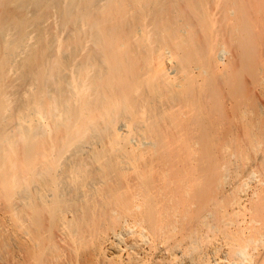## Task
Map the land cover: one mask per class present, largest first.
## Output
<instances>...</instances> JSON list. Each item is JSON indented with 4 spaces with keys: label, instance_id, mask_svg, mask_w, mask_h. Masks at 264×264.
<instances>
[{
    "label": "bare ground",
    "instance_id": "obj_1",
    "mask_svg": "<svg viewBox=\"0 0 264 264\" xmlns=\"http://www.w3.org/2000/svg\"><path fill=\"white\" fill-rule=\"evenodd\" d=\"M210 5L238 21L226 41L210 39ZM262 37L264 0H0V193L20 199L23 264L42 258L47 236L89 235L93 254L132 255L118 264H245L247 249L264 264V150L213 142L237 131L222 100L245 102L234 83H255ZM252 183L256 214L243 225Z\"/></svg>",
    "mask_w": 264,
    "mask_h": 264
},
{
    "label": "rangeland",
    "instance_id": "obj_2",
    "mask_svg": "<svg viewBox=\"0 0 264 264\" xmlns=\"http://www.w3.org/2000/svg\"><path fill=\"white\" fill-rule=\"evenodd\" d=\"M252 4L249 7L257 5L256 3H252ZM208 7L210 8L208 11L211 13V16H210L211 20L209 23H207L206 26H207L208 34L210 35V39L220 40L221 37H223V38H225V41H226L227 36L230 34L229 32H231L230 29L234 28L238 24V21L232 16L227 21H221L219 13L217 15V12H219V9H221V8H218L217 9L218 11H216V9H214V6L210 5ZM201 37L202 36L199 33L197 36V39H195V40L201 41ZM195 40L193 42H195ZM221 40H223V39H221ZM173 59H175V58H173V55H170V60L172 61ZM233 63L235 64L236 62L234 61ZM254 64H255V66H254L255 72L257 70V72H256L257 75L256 76L254 75L255 76L254 77L255 78L254 84L252 82L254 80L253 79L251 80L250 76L247 73L240 74V77L236 80V83H234V85H238V86L242 87V89H240L241 92H243L242 90L244 88V90H245L244 93H240V95L243 96V94H244L245 97H243V98H245L244 99L245 102L240 97H239V99L241 100V102H240V100L236 99L237 95H235L234 99L238 100V101L232 102L231 98L226 99L225 101H223L225 99V98H223V100H222V102L227 103L226 105L228 108H229V106L230 107L233 106V109H232L233 112L231 111V108L229 109L230 112L227 111V109H228L227 107H226L227 109L224 108V112H226L228 115L230 114L229 116L227 115L228 117H230V116L233 117V115L234 116L236 115L237 118L241 117V116H239L241 113L239 112L240 114H238L237 112L239 111L241 104H243V105H241L243 107L246 105L244 112L246 111L245 113H247L248 115L245 114L246 116L244 115V117H247V118H244V117L243 118L246 119L247 122H249L248 126H247V128L245 127L247 124L246 120L241 121V118H242L241 117V118H239L241 122H239V120H237L236 116H235V120H237V121L235 122V120L233 119L234 120L233 124L235 125V123H236V127H238V128H235L237 131L234 130V131H236V132H234L235 134H233V133H232L233 135L228 134L230 137H228L226 135L227 133H224L221 136L218 134L213 135L214 146L218 150L232 151L231 148L234 146L233 144H235V143H237V144L241 143L243 147L245 146V144H247L246 147H249L248 145H250V147L247 149L248 153L250 155H252L256 151L259 152V151L264 150V37H262L261 41L258 42V46L256 48V53H255ZM230 72L232 73V71H230ZM219 81L229 82L228 84L230 85V83H231L230 81H232L231 74L220 76ZM234 85H232V86H234ZM225 94H226V92H225ZM223 96L226 97L225 95H223ZM232 100H233V97H232ZM226 101H228L229 103L231 102L230 104L233 103L234 105L233 104L230 105ZM223 105L226 106L224 103H223ZM236 106L238 108H236ZM243 107L241 108L242 110L244 109ZM247 108L249 109L250 112H251V110L252 111L255 110L254 114L248 113L249 111H247ZM251 108H253L254 110ZM244 112L242 111L241 115H243ZM231 113H233V115ZM251 113H253V112H251ZM214 116H215V118H217L218 117L217 113L214 114L213 117ZM242 122H245L244 125ZM239 123H242V126L240 129H239ZM242 127H245V129H247V131H245L247 133H244L243 131H241ZM238 129H239V131H238ZM242 130H244V129H242ZM237 132L241 133V135L239 137L235 136L238 134ZM141 133L144 134L145 133L144 130H143V132H140V134ZM148 134L149 133H147V135ZM144 135H146V134H144ZM147 135L145 136L146 139L143 137L145 140H147V138L149 140V138H150V137H148L149 135L148 136ZM224 136H227V137L224 138ZM232 136H234V137H232ZM222 137H223V139H222ZM138 138H140V137H138ZM173 140H174L173 141L174 143L176 140H177V143H180V141L184 140V139L182 137H180L179 140L175 139V138H173ZM241 144H239V145H241ZM225 145L228 147H226ZM235 148H238V147H235ZM236 162H240V160L237 159ZM232 170H233L232 166H228L226 168L221 169V172L219 174V179L221 180V182L225 183V186L226 185L230 186L233 183V179H232V175H231ZM253 187H254V184L253 183L250 184V188L247 192V198H245V200L242 202V210L240 211V213L237 217V221H239V223H243V225L249 223L251 217H253V215L255 213L254 210L256 211V208H257V207H255V205H257V204H255L256 202L254 201L255 203H253V201L250 200L251 199L250 198L251 197L250 189ZM16 191H18V187L16 188ZM101 196H98V199L99 198L103 199V196L102 197ZM105 198L107 199L106 196H105ZM11 199H12L11 201H13L14 204H16V205H18L20 203L19 202L20 199H18V195L16 193L11 197ZM105 200L103 199L101 201L106 202ZM141 200H142L141 197L135 198V202H137V203H140ZM251 201H252V203H251ZM68 202L69 201H67V205H68ZM16 205L15 206L9 205V202L6 200V198H4L0 193V264H23V261H22V259H23L22 253L23 252H21L23 250V248H22L23 243H22V237H21V235H22L21 234V228H22L21 226L22 225H21V219L19 218L20 209H18L19 207H17ZM71 207H72V205H71ZM67 208H69V207H67ZM261 209H262V207H261ZM94 211L98 212L97 209ZM91 215H92V212H91ZM6 216H8L7 220L5 218ZM92 216H94V214ZM98 216L100 219L103 218V216H101V214H99V213H98ZM95 218H96V214H95V217L93 218V220L90 219V220H92V222L95 225L93 224L94 226H92L91 225L92 222H91V224L89 222V224L92 227V228L89 227V230H91V229L94 230V228H98L95 226L99 225L97 223L100 220H99V218H97L96 222H94ZM134 219L132 216L131 217H129L128 215L125 216V220L129 225L133 226L136 229H139V226H137V225L135 226ZM97 220H99V221L97 222ZM171 221L173 222L175 228L178 227V225H179V222H178L179 221V213H176L175 217L173 219H171ZM75 222L77 223L76 220H75ZM164 222H165V220L164 219L162 220L160 215H159V224H163ZM71 223H72V221H71ZM73 223L69 224V226H67L68 227L67 230H69V232H70V230L76 231L78 224H79V226H78L79 228H81L82 227L81 225L83 224V222H81V221H80V223H82L81 225H80L79 221H78L77 225H76V223L75 224H73ZM87 223H88V221H87ZM86 226H84V227H86ZM74 228H75V230H73ZM85 229L87 230L88 227ZM148 229H147V237L149 238V237H151V235H150V232ZM91 232H92V230H91ZM48 237L49 236H47L48 241L47 240H46V242L43 241V242H45L44 243L45 247L44 246L43 247L46 248V251H45V249L44 250L42 249L43 247L40 248V249H42L40 251V252H42V253H40V255H42V258L40 256L39 257L40 259L38 258L39 259L38 262H35L32 264H118L122 260H123L122 262L125 263L124 261H127V257H129V256H127V254H129V252L123 246H121V249L125 250V252L122 251V253L121 252L115 253V254L107 253V252H104V249H103V250H101L102 253L101 252L97 253V251H96V252H94L95 254H93L92 248H93V244H94V238L90 235L83 240L79 239V240L73 241V239H75V238H71L72 241L68 240L69 242L67 241V243L61 242L60 245L58 244V246L56 244L57 242L56 243L53 242V240H51V238H48ZM49 239H50V241H49ZM140 241H142L141 237H140ZM144 247H146V246H144ZM21 248H22V250H21ZM90 250H91V252H90ZM43 251L45 253H43ZM247 252L249 255H248V260L245 262V264H249L250 255L252 254L251 249H247ZM90 253L93 255H91ZM130 256H132V255H130ZM140 257L142 258V261H140L141 259L139 261L142 262L143 264H160L159 262H156L154 259H152L150 257H146V258H144L142 256H140ZM117 261H119V262H117Z\"/></svg>",
    "mask_w": 264,
    "mask_h": 264
}]
</instances>
